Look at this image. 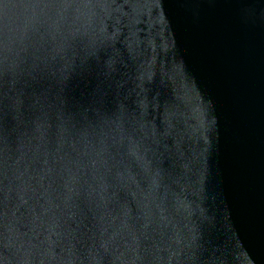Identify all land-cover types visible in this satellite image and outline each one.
I'll list each match as a JSON object with an SVG mask.
<instances>
[{
  "label": "water",
  "instance_id": "obj_1",
  "mask_svg": "<svg viewBox=\"0 0 264 264\" xmlns=\"http://www.w3.org/2000/svg\"><path fill=\"white\" fill-rule=\"evenodd\" d=\"M0 264H264V0H0Z\"/></svg>",
  "mask_w": 264,
  "mask_h": 264
}]
</instances>
